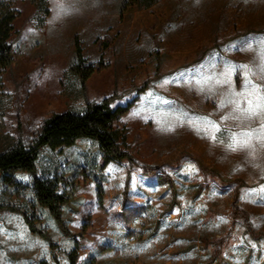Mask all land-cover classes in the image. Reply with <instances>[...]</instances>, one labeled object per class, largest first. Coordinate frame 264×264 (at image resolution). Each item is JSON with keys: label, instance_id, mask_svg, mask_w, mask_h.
I'll return each mask as SVG.
<instances>
[{"label": "rangeland", "instance_id": "1", "mask_svg": "<svg viewBox=\"0 0 264 264\" xmlns=\"http://www.w3.org/2000/svg\"><path fill=\"white\" fill-rule=\"evenodd\" d=\"M11 1L21 15L12 37L16 59L0 78V151L19 138L28 143L52 114L81 111L87 98L95 100L69 67L55 78L76 58L78 35L69 28L55 30L53 24L62 21L55 16L48 24L47 0ZM205 2L198 0L197 10L189 0L168 8L162 3L152 13L155 26L140 12L137 26L134 11L127 31L104 33L94 45L81 41L84 55L95 63L102 44L110 45L96 81L107 61L115 60L114 88L94 98L115 95L114 104L136 100L118 123L128 129L134 162L111 164L100 173L97 166L92 169L98 147L87 139L62 151L44 148L39 175L59 172L74 183L77 203L74 209L66 206L73 213L66 220L75 237L35 204L29 188L17 197L0 182V201L41 216L37 225L57 243L53 248L32 233L21 213L2 210L0 264H57L55 259L70 264L75 239L81 244L77 264H264V238L255 240L246 223L250 217L257 235L264 233L258 123L234 119L239 113L228 103L238 99L246 107L244 98L234 95L246 91V75L262 84L264 0H213L210 10ZM229 69L231 82L218 84ZM233 135L249 140V146L231 150Z\"/></svg>", "mask_w": 264, "mask_h": 264}, {"label": "trees", "instance_id": "2", "mask_svg": "<svg viewBox=\"0 0 264 264\" xmlns=\"http://www.w3.org/2000/svg\"><path fill=\"white\" fill-rule=\"evenodd\" d=\"M156 1L125 0L123 13L130 6L147 7ZM47 11L50 14L49 6ZM20 15L21 11L11 0H0V78L16 59L12 37L17 33L16 21ZM75 45L76 58L69 66V70L79 76L82 89L85 91L88 79L100 67L106 65L104 50L109 44H102L103 53L99 63L90 61L84 55L83 44L79 36H76ZM114 99L115 95L106 96L99 101L87 98L85 108L81 111L68 109L56 112L44 121L40 131L28 143L19 138L8 143L0 151V182L13 188L17 197L21 195L23 188H29L33 192L35 204L46 209L67 236L75 237L64 216V207L71 200L70 192L74 190V183L67 180L59 172L39 175L38 161L41 152L46 147L62 151L65 148L75 146L79 140L87 139L95 143L99 150V156L92 166L93 170H96L97 166L99 171H104L111 163H121L126 160L133 163L134 158L130 153L128 142V129L126 127L121 128L118 123L120 118L132 109L136 100L114 104ZM18 127L21 129L22 124L19 123ZM86 166L91 167L89 162L84 167ZM199 166L203 170L206 169L201 162H199ZM19 172L28 173L31 179L29 181L20 179L17 175ZM214 173L220 177L217 172ZM104 193L103 186L99 184L98 196L101 206L103 205ZM2 210L21 213L32 233L44 238L51 247H57V243L50 237L48 231L43 226L37 225L41 216L31 215L14 204H6L0 201V211ZM246 223H248L249 232L255 240L264 238V233L257 235L250 217H247ZM89 225V222L85 224V230ZM80 246V241L75 239V247L68 253L70 264H77ZM55 260L57 264H60L59 260Z\"/></svg>", "mask_w": 264, "mask_h": 264}, {"label": "crops", "instance_id": "3", "mask_svg": "<svg viewBox=\"0 0 264 264\" xmlns=\"http://www.w3.org/2000/svg\"><path fill=\"white\" fill-rule=\"evenodd\" d=\"M124 1L125 0H48L49 8H50V16H49L48 24L50 23L53 16H55L56 18H59L62 20V21H58V23L55 22L53 24V27L55 28V30H59L61 29V27H64L65 29L69 28L71 34L74 35V38L76 35H78L80 37V40L84 41L85 44L94 45L97 38L104 33L112 32L117 29L121 31L122 30L127 31L128 29H130L131 24H134V22L131 23L128 20V16L131 15L134 11H136L135 12L136 15L134 16V18L136 17L135 21L137 20V23H136L137 26H142V22L140 23L138 22V17H139L138 12H140V16L142 14L144 18L151 16L153 18V20L151 21V24L155 26L158 20H157V17L154 14H152L153 10L156 9V7H158L162 3H165V6H167L168 8L172 6L171 5L172 2L180 1V0H157L154 4L147 6V7L134 5V6L128 7L127 10L124 11L123 13ZM205 1L206 2L204 3V7H205L204 9L210 10L209 7L213 5L212 4L213 0H205ZM189 2H190V9L197 10L195 7H197L198 5V0H189ZM146 13L148 15H146ZM123 15H124V18H122ZM193 15L196 16L197 12L194 11ZM206 15L208 16V14ZM209 16L213 17V14L211 13ZM107 48H110V45ZM101 55H100V58H101ZM92 61H95V60H92ZM71 63H72V60L67 63V65L63 68L62 71L60 72L57 71L55 74L56 75L55 78H61L63 75H65ZM107 65L108 67L104 68L101 71V72H104V74L100 82L96 81L93 78L94 74L96 73H94L87 81V88L89 91V95L91 96V98L97 101L103 98V97L101 99L94 98L96 97L97 94L104 93L105 91L107 92L110 89L114 88V85H113L114 79H115L114 75L116 73L115 60L111 59L107 61ZM261 88H264V78L262 79ZM239 120H242V119H239ZM255 121L258 123L254 126L255 145H257L256 150L257 151L259 150L258 153L260 155H263L261 159L264 160V128L261 127V123H262L261 119H255ZM89 142H92V141L89 140ZM69 148H72V147H69ZM84 161L81 162V165L83 166L86 165ZM111 164H116V163H111ZM69 165L76 167V164L73 162H69ZM104 171H99V172L102 173ZM17 175L20 179H24L25 181H29L31 179V176L25 172H19ZM199 187L201 186H198V185L196 186V188H199ZM74 194H76V191L72 190L70 192L71 200L66 205V206L71 205L73 209L77 203V202H74V199H75ZM66 206L64 207L65 218L73 215L72 212H69V211L67 212ZM43 210L46 213H48L46 209H43ZM43 224L44 223H41V225Z\"/></svg>", "mask_w": 264, "mask_h": 264}, {"label": "snow or ice", "instance_id": "4", "mask_svg": "<svg viewBox=\"0 0 264 264\" xmlns=\"http://www.w3.org/2000/svg\"><path fill=\"white\" fill-rule=\"evenodd\" d=\"M240 68H247V66H239ZM231 71L232 69H229L228 73L225 74V79L223 80H217L218 84H229L231 82ZM244 88L246 91L241 93H235L234 95L237 97H243L244 103L246 104V107H241V103L238 99L229 100L228 103L234 104V111L239 113V115L234 116V119H246V120H252V119H261V127L264 128V88H261L260 85L254 84L248 76H245L244 81ZM224 106V102H221V107ZM227 119V117H225ZM214 128H217L218 126L212 125ZM248 136H251V133L246 134ZM215 139V137H213ZM233 143L229 144V148L233 151L237 150V148H244L249 146V140L247 139H240L238 140L235 135L232 137Z\"/></svg>", "mask_w": 264, "mask_h": 264}]
</instances>
